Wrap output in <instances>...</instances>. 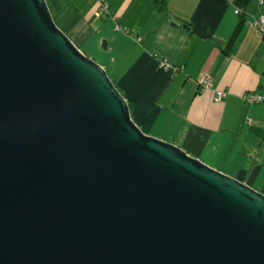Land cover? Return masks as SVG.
I'll return each instance as SVG.
<instances>
[{"label": "water", "instance_id": "water-1", "mask_svg": "<svg viewBox=\"0 0 264 264\" xmlns=\"http://www.w3.org/2000/svg\"><path fill=\"white\" fill-rule=\"evenodd\" d=\"M0 264H264V193L143 132L47 0H0Z\"/></svg>", "mask_w": 264, "mask_h": 264}, {"label": "crops", "instance_id": "crops-1", "mask_svg": "<svg viewBox=\"0 0 264 264\" xmlns=\"http://www.w3.org/2000/svg\"><path fill=\"white\" fill-rule=\"evenodd\" d=\"M47 2L58 26L112 75L143 132L264 193V104L243 98L264 86V39L252 23L264 4L120 0L100 15L95 0ZM200 75L210 89H200ZM214 89L228 94L216 102Z\"/></svg>", "mask_w": 264, "mask_h": 264}, {"label": "built area", "instance_id": "built-area-1", "mask_svg": "<svg viewBox=\"0 0 264 264\" xmlns=\"http://www.w3.org/2000/svg\"><path fill=\"white\" fill-rule=\"evenodd\" d=\"M98 2V14H104L108 13L109 3L107 0H97ZM264 4V0H258V6H262ZM236 14L242 13L241 8L235 9ZM254 26L258 29L260 35L264 39V14L257 15L256 18L252 21ZM117 30H120V27L116 28ZM163 67L168 68L167 63L162 64ZM198 85L200 89H210L212 87V79L207 75H200L197 79ZM228 92L227 90H221V89H214V101L219 102L222 101L226 96ZM243 98L245 101L251 103V104H264V86H262L259 89L249 90L246 91L243 94ZM249 121H252V118H249Z\"/></svg>", "mask_w": 264, "mask_h": 264}, {"label": "trees", "instance_id": "trees-1", "mask_svg": "<svg viewBox=\"0 0 264 264\" xmlns=\"http://www.w3.org/2000/svg\"><path fill=\"white\" fill-rule=\"evenodd\" d=\"M95 1H97V0H95ZM107 1L109 3L108 12L110 13V9H112L111 7H115L117 5L118 1H120V0H107ZM163 5L164 4H161V7H160L161 10L163 9ZM108 74L112 77V75L109 72H108ZM112 79H113V77H112ZM115 84H116V82H115Z\"/></svg>", "mask_w": 264, "mask_h": 264}, {"label": "rangeland", "instance_id": "rangeland-1", "mask_svg": "<svg viewBox=\"0 0 264 264\" xmlns=\"http://www.w3.org/2000/svg\"><path fill=\"white\" fill-rule=\"evenodd\" d=\"M55 20V19H54ZM55 22H56V20H55ZM57 23V22H56ZM58 25V24H57ZM59 27V26H58Z\"/></svg>", "mask_w": 264, "mask_h": 264}]
</instances>
